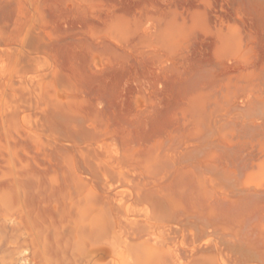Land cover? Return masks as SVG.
Listing matches in <instances>:
<instances>
[{
	"label": "rangeland",
	"instance_id": "1",
	"mask_svg": "<svg viewBox=\"0 0 264 264\" xmlns=\"http://www.w3.org/2000/svg\"><path fill=\"white\" fill-rule=\"evenodd\" d=\"M0 264H264V0H0Z\"/></svg>",
	"mask_w": 264,
	"mask_h": 264
}]
</instances>
